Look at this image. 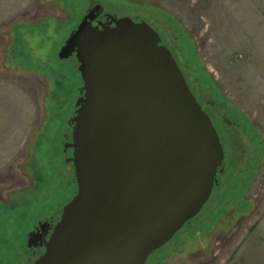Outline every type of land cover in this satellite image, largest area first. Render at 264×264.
I'll return each instance as SVG.
<instances>
[{
    "label": "rangeland",
    "instance_id": "rangeland-1",
    "mask_svg": "<svg viewBox=\"0 0 264 264\" xmlns=\"http://www.w3.org/2000/svg\"><path fill=\"white\" fill-rule=\"evenodd\" d=\"M155 28L225 154L205 209L147 264H228L264 218V0H94ZM89 0H0V264H27L26 236L77 192L65 134L84 86L59 54ZM220 111L221 114H218Z\"/></svg>",
    "mask_w": 264,
    "mask_h": 264
},
{
    "label": "water",
    "instance_id": "water-1",
    "mask_svg": "<svg viewBox=\"0 0 264 264\" xmlns=\"http://www.w3.org/2000/svg\"><path fill=\"white\" fill-rule=\"evenodd\" d=\"M95 19L59 54L76 56L84 82L66 146L77 193L35 264H147L203 211L224 170L217 129L158 32Z\"/></svg>",
    "mask_w": 264,
    "mask_h": 264
},
{
    "label": "flooded vegetation",
    "instance_id": "flooded-vegetation-1",
    "mask_svg": "<svg viewBox=\"0 0 264 264\" xmlns=\"http://www.w3.org/2000/svg\"><path fill=\"white\" fill-rule=\"evenodd\" d=\"M90 2V6L88 11L85 14V17H87L89 14H92L93 16L96 15V19L94 20V22L92 23L93 26L102 28L103 26H110V27H115L116 26V21L123 19V18H132V19H140L138 17H131V16H122V15H118L115 12H110L108 10L105 9L104 5H102L100 2L94 1V0H89ZM102 8V9H101ZM97 10H102L100 14H97ZM84 17V19H85ZM83 19V20H84ZM142 20V19H141ZM144 21V20H143ZM146 22V21H145ZM148 23V22H146ZM149 24V23H148ZM150 25V24H149ZM151 26V25H150ZM152 27V26H151ZM153 28V27H152ZM154 30H156L155 28H153ZM157 31V30H156ZM158 32V31H157ZM159 34V32H158ZM160 35V34H159ZM167 46V45H166ZM172 52V51H171ZM73 58L76 59V56L74 55ZM77 60V59H76ZM76 64L78 65L79 68V63L78 61L76 62ZM84 86L79 88V99L82 98L85 94L84 92ZM200 95V98L202 96ZM195 95V94H194ZM202 99V98H201ZM198 100V99H197ZM203 101H205L206 104L202 105L199 100L198 102L200 103V105L203 107L204 111L206 109V107L209 106H215V103L210 100V98L208 96H206L204 99H202ZM77 107V106H76ZM78 107L75 111V113H77ZM218 114H221L220 111H217ZM75 118V117H74ZM72 118L69 122V128H70V132L65 134V147L70 145L73 142V129L75 124L72 122V120L74 119ZM68 150L72 151V156H73V150L71 148L66 149L65 154L67 153ZM72 156H68L66 161L69 162V160L72 158ZM70 166L68 168L69 171H71V167L73 166L72 162H69ZM72 165V166H71ZM74 168V167H73ZM225 163H224V170H225ZM223 170V172H224ZM222 172V174H223ZM218 175V177L222 176ZM218 183L219 185L214 189V191L220 187V180L218 179ZM213 191V193H214ZM77 193V192H76ZM76 195V194H75ZM213 196V194H212ZM211 196V197H212ZM211 199V198H210ZM210 201V200H209ZM208 204V203H207ZM206 204V205H207ZM206 207V206H205ZM62 210H58L57 213L50 215L49 217H46L44 220L39 221L37 224H35L32 228V230L28 233V235L26 236L27 239V246H26V253H27V264H35L36 261L44 255L45 251H46V244L49 242L54 229L56 227V225L58 224V222L60 221L61 215H62ZM187 226V225H186Z\"/></svg>",
    "mask_w": 264,
    "mask_h": 264
},
{
    "label": "crops",
    "instance_id": "crops-1",
    "mask_svg": "<svg viewBox=\"0 0 264 264\" xmlns=\"http://www.w3.org/2000/svg\"><path fill=\"white\" fill-rule=\"evenodd\" d=\"M254 232L241 242L238 259L228 264H264V218L256 223Z\"/></svg>",
    "mask_w": 264,
    "mask_h": 264
},
{
    "label": "bare ground",
    "instance_id": "bare-ground-1",
    "mask_svg": "<svg viewBox=\"0 0 264 264\" xmlns=\"http://www.w3.org/2000/svg\"><path fill=\"white\" fill-rule=\"evenodd\" d=\"M84 83V82H83Z\"/></svg>",
    "mask_w": 264,
    "mask_h": 264
}]
</instances>
